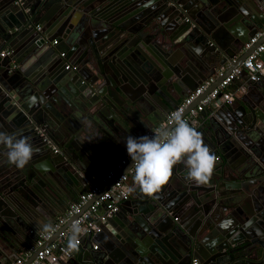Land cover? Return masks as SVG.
Segmentation results:
<instances>
[{
    "label": "water",
    "instance_id": "obj_1",
    "mask_svg": "<svg viewBox=\"0 0 264 264\" xmlns=\"http://www.w3.org/2000/svg\"><path fill=\"white\" fill-rule=\"evenodd\" d=\"M251 1L256 5L259 0H0V51H11L0 56V132L28 137L39 148L22 172L8 162L7 149L0 145V264L34 246L42 225L52 222L46 205L54 207L56 201L62 206L74 198L71 190L86 192L123 158L128 135H122L124 129L130 131L132 114L128 101L139 94L129 93L125 82L153 81L149 94L138 102L140 111L157 125L204 80L213 77L185 113L240 65L264 38L245 48L264 19L250 12ZM54 39L59 44L52 45ZM63 47L68 55L81 51L89 77L81 70L63 69L66 63L58 54ZM152 48L161 50L166 67L159 61L146 66ZM12 62L19 66L11 69ZM241 76L247 78L244 69ZM168 79H173L169 86L174 95L164 87ZM246 88L236 107L212 104L215 122L209 127L214 135L203 140L227 161L220 174H212L209 186L190 184L181 175L171 176L155 198L137 189L142 200L136 202L130 194L105 222L113 226L118 217L129 216L125 227L135 240L115 233L105 242L106 231L88 235L64 264H264V157L254 143L264 135V76ZM69 89L77 92L76 98ZM25 96L27 100L20 99ZM48 127L60 139L61 148L55 147L53 155L42 148ZM235 146L262 176L257 187L243 184L239 195L238 186L228 182L251 175L233 176L227 153ZM80 179L86 181L84 188ZM215 205L227 214L225 220L217 209L211 210Z\"/></svg>",
    "mask_w": 264,
    "mask_h": 264
},
{
    "label": "built area",
    "instance_id": "obj_2",
    "mask_svg": "<svg viewBox=\"0 0 264 264\" xmlns=\"http://www.w3.org/2000/svg\"><path fill=\"white\" fill-rule=\"evenodd\" d=\"M37 28H40L37 25ZM264 34V23L261 27L254 32L248 41L245 43V48H249L252 44L256 43L260 37ZM53 43H57V40H53ZM8 50L0 52V56L3 57L8 54ZM61 56L64 53H60ZM70 65L66 64L65 68H69ZM247 72L246 82H256L261 80L264 76V38L262 41L252 49L248 55L243 59L240 65L234 67L229 74H227L215 87H213L199 102L186 113V108L198 97L213 81V77L204 80L194 90L187 94L176 106V108L170 110L157 125L150 128L144 135L151 137L158 128L168 125V119L170 115L180 110L183 117L191 122L197 121L198 116L207 106L212 104L218 105H231L233 104L237 95V90L230 89V84L235 80L240 79L242 70ZM244 85H240L243 89ZM171 127V126H170ZM143 135V136H144ZM43 141L50 144L48 137L43 136ZM56 152V148H53ZM131 158L128 156L127 151L124 157L113 167L109 168L103 178L98 182L91 185L86 192L80 194L78 198L70 204L63 214L57 217V219L51 224V230L42 231L38 234V238L35 241L34 246L26 250L24 254L18 255L8 264H24L29 255L37 247H41L35 254V256L27 264H55L65 263L77 250V247L83 242L84 238L88 235L98 234L102 229V224L114 214L121 201L126 200L129 197L128 186L126 181L130 177L133 178L135 165L132 162L127 171H121L124 166H128ZM112 184L104 188L106 183L114 178ZM89 200H92L85 208ZM78 214L75 218L73 216ZM73 218V219H71ZM69 222L67 226L60 230L63 225ZM79 224L86 231L83 234L74 235L73 227ZM57 233L56 237L48 244H44L45 241L50 240L52 236ZM75 244V247H73ZM93 249L97 248V245L92 246Z\"/></svg>",
    "mask_w": 264,
    "mask_h": 264
},
{
    "label": "clouds",
    "instance_id": "obj_3",
    "mask_svg": "<svg viewBox=\"0 0 264 264\" xmlns=\"http://www.w3.org/2000/svg\"><path fill=\"white\" fill-rule=\"evenodd\" d=\"M168 125L171 127L158 128L151 137L144 135L134 138L129 135L125 138L127 154L135 165V187H130L128 194L139 189L143 195L155 198L168 184L178 164L186 167V180L196 184L210 182L217 157L204 143L195 122L190 123L183 117L182 111L177 110L170 115ZM0 145L7 149V160L17 169H23L38 151L28 137L17 138L4 132H0ZM42 228L49 231L51 224L45 223ZM85 231L79 224L73 227L74 235Z\"/></svg>",
    "mask_w": 264,
    "mask_h": 264
},
{
    "label": "crops",
    "instance_id": "obj_4",
    "mask_svg": "<svg viewBox=\"0 0 264 264\" xmlns=\"http://www.w3.org/2000/svg\"><path fill=\"white\" fill-rule=\"evenodd\" d=\"M249 4L250 5H254V2L252 4V1H251V2H249ZM250 7L251 8H249V10H250L251 13H253V15L258 16V17H264V0H262V2L259 0L257 2V4L254 5V7L253 6H250ZM263 23H264V19H261V24H263ZM54 40H57V39H54ZM51 44L52 45L54 44L53 41H52ZM56 44H59V41H57ZM2 49L3 50H1V51L8 50L9 52H11L10 49H8V48H5L4 47ZM159 49H161V48H159ZM158 51L155 48L153 50L150 49L149 54L152 57H150L149 60H147V57H146V59L144 60L145 61L144 63L146 64V66L151 65L150 64L151 62H152V65L155 66L156 63L154 64V61H159L161 64L163 63V61H162V59H163L162 58V55L159 54V53H161L160 52L161 50H158ZM163 51H164V49H163ZM60 53H64V56H61ZM58 54L61 57L64 58V61H65L66 64H69L70 65L69 68L63 67V69L69 70V69L72 68V69H76V70H81L82 71V74L84 75V77H89L90 76V69L87 66L84 67L83 61L80 60V58H81L80 57L81 51H79V52L76 51L74 54H69L68 55L66 53V49L63 47L61 49V52H58ZM65 55H68V57H66ZM163 65L165 66L164 63H163ZM18 66L19 65L17 63H15V62H12L11 63V69L17 68ZM179 66L183 67V63H182L181 60L179 62ZM143 69L145 70V69H148V68L147 67H144ZM167 69H168V67H167ZM162 70H159V71H162ZM221 70L222 69H219L218 72H220ZM137 80H134V81L131 80L132 82H130V81L125 82L128 85L126 88H128V91H130L129 93H133L134 94L135 92H138L139 94L137 95V98L134 101H132L131 103L128 101V103L130 105V108H131V111H132V114L129 113L130 114L129 115V118L131 120L130 123H129L130 124V127H129L130 131L127 132L124 129V132H123V135H122L123 138H125L126 135H128V136L131 135L134 138H135V136H137V138H138L140 136H143L150 128H152V127L155 126L154 121L153 120L151 121L147 115H145L143 112L140 111V109H141V103L138 102V100L140 99V97L141 98L142 97L145 98V95H148L149 94L147 88H149V86H150L149 84L151 82H153V81H151V80L148 81L147 80V83L146 84H143L139 79H137ZM172 81H173V79H168L167 80V83H166V86L164 85V87H166V89L168 87H170V89H169L170 90V93H173V95H174L175 94L174 88H171L172 86H169L170 85V82H172ZM244 81H245V78L243 76H241L240 79L235 80L233 83L230 84V87H229L230 89L237 90V95L235 97V100H234L233 104H231L233 107H236L238 104H240L242 102L240 100L241 99V96L243 94H245V92L247 90L246 86L247 85H250V82H246L245 83ZM240 85H244L243 89L240 88ZM142 87H143V91H142V93H140V90H141ZM169 90H167V91H169ZM260 91L261 90H257L255 92V94L256 95H261V92ZM69 94H70V96L72 98H76L77 95H78L76 91H75L74 94L71 93L70 89H69ZM121 96L124 98L125 101L128 100V98L125 96V94H121ZM26 98H27L26 96L23 97V98L20 97V99H22V100H27ZM182 99L183 98H180L179 99V102ZM77 100H81V99H77ZM215 111H216V109L214 107L207 106V107L204 108V110L198 116L197 121L195 123V126H196L197 130L202 134V137L209 136V135L210 136H213L214 135L213 132H212V130H211L212 128L209 127V125H210L211 121H213V118H215V114H214ZM263 114H264V112H263ZM109 117H110V115H109ZM100 118L104 122L105 117L104 116H100ZM110 119H112V118L110 117ZM216 121H218V122H216L217 124L221 123L220 119L219 120L217 119ZM156 122H158V120H156ZM213 122H215V121H213ZM258 124H260V121H259ZM45 126H46V124H44V127H41V130L42 131L45 130V128H46ZM133 128L134 129L136 128V131H134ZM35 129L38 130V127H36ZM39 130H40V128H39ZM50 130H51V128L48 127V129H46V132H44L45 133L44 136H46V137L49 138L50 144L49 143H47V144L43 143L42 144V148H44V150L46 149V151H47L46 153L47 154L52 152L51 155H53L54 152H55V151L54 152L52 151L53 148H55V147H58V148L60 147L61 148V145H59L60 139H58L56 137L55 131H54V133H52V132L50 133L49 132ZM263 132H264V130H263ZM248 136H250V135H248ZM254 140H255V142H254L255 143V146H257V149L259 150V153L261 154V156L263 158L264 157V135L261 136L260 138L258 137L256 139H254ZM66 142L67 141H65V143ZM251 144H253V143H251ZM37 149H39V148H37ZM210 151L212 153H214L215 156L217 157V163L215 165V169H214V172L213 173L214 174H220V169L222 167V164L224 162H226L227 160H226L225 156L218 150V148L215 149V150H210ZM228 151H229L227 153L228 160H230L231 164L234 165L233 167L231 165H229V167H232L230 169L232 171L233 176H239L238 173H241V174H250L251 175V176L246 177V178L241 176V179H236L237 181H235V179H234V180H230V182H228L231 185L238 186L239 190L236 191V194L238 193L237 195H239L241 192H243L244 188H242L243 187L242 185L243 184H246L247 182H249L248 183V187H250V188H254V187H257V185H260L261 182L260 181L257 182V179L260 178V177H262V176H259L258 174L257 175L255 174V170L252 169L253 167H252L251 163L249 164L248 162L245 161L246 158L243 155V153H241V151L236 146L228 149ZM124 155L122 157H124ZM46 160L47 159H45L44 162ZM11 169L12 168H9L10 171H11ZM24 169L25 170L29 169V165L27 164L25 166V168L21 169L22 172H24ZM239 169H241V170L238 172ZM253 171H254V173H253ZM14 175L16 176L17 174L14 173ZM181 175H187V171L185 170V166L183 164H178V165L175 166V169H174V172H173V175L172 176H174L176 178V177H180ZM27 176L28 175L26 173L23 175V177H25V178ZM0 179H1V177H0ZM12 180H14V177L12 178ZM85 182H86L85 180L80 179V182L79 183H80V186H82V188H84ZM194 183L195 182L190 181V184L198 185V186H201V187H202V185H204V186L207 187V186H209L208 184L210 182L208 184H196V183L194 184ZM126 185L128 186V188L135 187V184H134V181H133V178L132 177H130L128 179V181H126ZM69 188L70 187H68V189ZM71 193H73L74 198L72 200H70V201H69V198H68L67 201H66V203H62V206H61V204L56 203V201L53 202L54 207L49 206V205L48 206L46 205V208H45L46 214L50 218V220L52 221L50 224H52L57 219L58 216H60L61 214L64 213V211H65L64 209L65 208H67L70 204H72L78 198V196H79V195H77L78 193H76L73 190H71ZM133 194L135 195L136 202H139V201L142 200L141 199V195L137 194L136 192H133ZM129 196H130V194H129ZM122 202L123 201H121L119 203V207H120V205H121ZM63 206H65L64 209H63ZM119 207H118V209H117V211L115 213H117L119 211ZM215 207H216V205L213 206V207H211L212 208L211 210L217 209L216 210L217 216L219 218L225 220L227 218V214H225L224 210L222 208H219V207L218 208H215ZM114 214H112L111 216H113ZM110 217H108V218H110ZM128 217L129 216H126V217H123V218L122 217H118L117 218L118 220L117 219L114 220L115 222H114V225L113 226L110 225V224H108V223L106 224L105 222H107V220L102 224L101 231H104V232L106 231L105 232V237H103L104 240H105V242H109L110 240L108 239V237L114 236L115 233H117L119 236H121V238L127 237V239H128V237H129L130 240H132V241L135 240L134 237L132 235H129L128 232L126 231L125 219H127ZM174 219H176V218H174ZM105 229H107V230H105ZM26 238H27V236H26ZM86 239H87V237L84 238L83 243H86ZM26 241L27 240H25L24 243H26ZM30 242H31V238H30ZM91 242H92V246L94 244L98 245L97 244L98 241H96L94 238L91 240ZM25 252H26V248H22V249L19 250V255L20 254H24ZM76 252H77V250L73 253L72 257L76 255ZM11 258L13 260L14 259V256L11 257ZM55 264H64V263H55Z\"/></svg>",
    "mask_w": 264,
    "mask_h": 264
}]
</instances>
